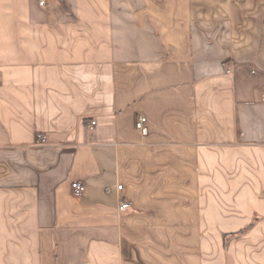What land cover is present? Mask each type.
I'll return each mask as SVG.
<instances>
[{"label": "crops", "instance_id": "1", "mask_svg": "<svg viewBox=\"0 0 264 264\" xmlns=\"http://www.w3.org/2000/svg\"><path fill=\"white\" fill-rule=\"evenodd\" d=\"M40 3L0 0V264H264V0Z\"/></svg>", "mask_w": 264, "mask_h": 264}, {"label": "built area", "instance_id": "2", "mask_svg": "<svg viewBox=\"0 0 264 264\" xmlns=\"http://www.w3.org/2000/svg\"><path fill=\"white\" fill-rule=\"evenodd\" d=\"M46 4V0H41L40 5L44 6ZM3 83V77L2 72L0 71V86ZM263 101H264V95H263ZM96 125L95 122L91 123L90 128H93ZM147 125H148V119L144 116L139 117V119L136 122V128L141 132V134L146 135L147 134ZM37 143L41 145H46L48 143V138L42 134L37 135ZM71 190L73 195L75 196H81L87 191V186L84 183L81 182H74L71 186ZM123 190L122 185H117L116 187L107 186L105 187V192L107 194H114L120 193ZM131 208V204L129 202H120L119 203V212H125L128 211Z\"/></svg>", "mask_w": 264, "mask_h": 264}, {"label": "trees", "instance_id": "3", "mask_svg": "<svg viewBox=\"0 0 264 264\" xmlns=\"http://www.w3.org/2000/svg\"><path fill=\"white\" fill-rule=\"evenodd\" d=\"M252 227V226H251ZM246 231H242V232H239V233H236V234H228L225 236V243L226 245H228L229 241L232 240V239H236V238H240L244 235H246Z\"/></svg>", "mask_w": 264, "mask_h": 264}]
</instances>
